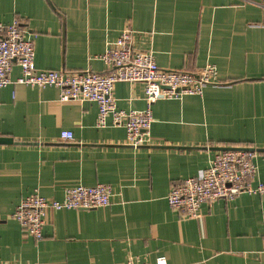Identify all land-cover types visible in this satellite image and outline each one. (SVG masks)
I'll list each match as a JSON object with an SVG mask.
<instances>
[{
    "label": "crops",
    "instance_id": "obj_1",
    "mask_svg": "<svg viewBox=\"0 0 264 264\" xmlns=\"http://www.w3.org/2000/svg\"><path fill=\"white\" fill-rule=\"evenodd\" d=\"M15 20L37 70L106 74L99 57L130 30L132 48L159 68L213 65L218 83L154 102L143 147L110 118L97 127L94 102L60 101L54 87L0 88V137L12 140L0 144V264H264V194L204 203L195 218L166 200L208 167L213 148H264V0H0V24ZM19 75L13 63L10 78ZM112 98L118 110L147 106L141 83H116ZM256 154L254 183L264 184ZM98 184L111 188L108 206L49 210L39 240L11 218L35 192L61 201L66 189Z\"/></svg>",
    "mask_w": 264,
    "mask_h": 264
},
{
    "label": "built area",
    "instance_id": "obj_2",
    "mask_svg": "<svg viewBox=\"0 0 264 264\" xmlns=\"http://www.w3.org/2000/svg\"><path fill=\"white\" fill-rule=\"evenodd\" d=\"M131 33L130 30L122 32L99 57L111 68L106 74L92 71L65 73L37 70L33 44L24 37L18 22L0 24V88L10 85L54 87L60 92V101L94 102L98 107L97 127H106L110 118L113 126L125 129L128 145H147L151 139L153 122L151 105L158 100L180 99L186 95L200 96L206 86L218 83L217 72L213 65H206L196 74L163 70L157 66L152 52L132 48ZM13 63L20 70L15 80L10 78ZM118 82L143 84L146 108L142 111L118 110L112 98L114 85ZM60 138L71 141L73 134L62 131ZM256 155V152L246 150L216 152L206 169L170 189L166 196L168 206L187 217L195 218L204 203L233 201L241 194H264V184L254 183L257 175ZM110 196L111 188L104 184L66 189L61 201L47 200L35 192L20 200L11 218L26 235L39 240L49 210L97 209L108 206ZM261 239L264 252V227ZM125 264L150 263L128 260ZM158 264L165 262L160 259Z\"/></svg>",
    "mask_w": 264,
    "mask_h": 264
},
{
    "label": "water",
    "instance_id": "obj_3",
    "mask_svg": "<svg viewBox=\"0 0 264 264\" xmlns=\"http://www.w3.org/2000/svg\"><path fill=\"white\" fill-rule=\"evenodd\" d=\"M12 143L11 138H3L0 137V144H10ZM143 147V146H139ZM216 151H224V150H246V151H254L256 153H264V148H254V147H231V146H226V147H215L213 148Z\"/></svg>",
    "mask_w": 264,
    "mask_h": 264
}]
</instances>
